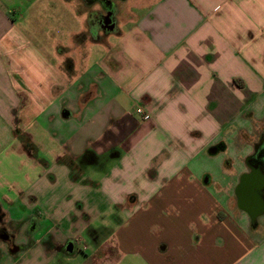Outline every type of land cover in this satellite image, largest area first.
I'll list each match as a JSON object with an SVG mask.
<instances>
[{
  "label": "crops",
  "instance_id": "obj_1",
  "mask_svg": "<svg viewBox=\"0 0 264 264\" xmlns=\"http://www.w3.org/2000/svg\"><path fill=\"white\" fill-rule=\"evenodd\" d=\"M106 4L0 0V264H264V0Z\"/></svg>",
  "mask_w": 264,
  "mask_h": 264
},
{
  "label": "flooded vegetation",
  "instance_id": "obj_2",
  "mask_svg": "<svg viewBox=\"0 0 264 264\" xmlns=\"http://www.w3.org/2000/svg\"><path fill=\"white\" fill-rule=\"evenodd\" d=\"M100 3H102V5L104 6V10L103 12H105V14H102L105 18H110L112 17L111 15V9L110 6H108L106 4V2L109 0H97ZM256 150L255 152L249 156L248 158V164L252 167V178L254 176H256V174L258 173L257 171L259 170L261 172V174L264 172V134L263 136H261L259 142L256 144L255 146ZM259 176L261 177V175L259 174ZM255 180V179H253ZM256 182V191L257 193H260L263 197H264V184H262V180L261 179H257L255 180ZM17 246L14 243H10L8 245V249L9 250H13L15 249Z\"/></svg>",
  "mask_w": 264,
  "mask_h": 264
},
{
  "label": "rangeland",
  "instance_id": "obj_3",
  "mask_svg": "<svg viewBox=\"0 0 264 264\" xmlns=\"http://www.w3.org/2000/svg\"><path fill=\"white\" fill-rule=\"evenodd\" d=\"M94 30L96 31L97 29L94 28ZM225 158V154H223L222 152L217 154V155H209V154H206L203 158H202V162L201 163V166L205 167H215L216 168V171H217V161L218 160H223ZM88 163H91V162H88ZM87 166L84 167L85 168V171L87 174H92V172L95 171V167L94 166H91L90 164H86ZM207 177V176H206ZM113 255V254H112Z\"/></svg>",
  "mask_w": 264,
  "mask_h": 264
},
{
  "label": "water",
  "instance_id": "obj_4",
  "mask_svg": "<svg viewBox=\"0 0 264 264\" xmlns=\"http://www.w3.org/2000/svg\"><path fill=\"white\" fill-rule=\"evenodd\" d=\"M258 173L256 174V176H254L253 178L254 179H261L262 180V184H264V177H263V175L261 174V172L258 170L257 171ZM259 174L261 175V177L259 176ZM252 176V175H251ZM248 180V179H247ZM255 193L257 194V197H258V193H257V191H254V195H255ZM259 198V197H258ZM260 199V198H259ZM262 213H264V211L263 210H261V211H259V212H256V214H253L252 215V218L255 220L260 214H262Z\"/></svg>",
  "mask_w": 264,
  "mask_h": 264
},
{
  "label": "built area",
  "instance_id": "obj_5",
  "mask_svg": "<svg viewBox=\"0 0 264 264\" xmlns=\"http://www.w3.org/2000/svg\"><path fill=\"white\" fill-rule=\"evenodd\" d=\"M136 112L138 114H140L146 120L150 119V117H151L150 112H148L147 110H145L143 107H137L136 108Z\"/></svg>",
  "mask_w": 264,
  "mask_h": 264
}]
</instances>
